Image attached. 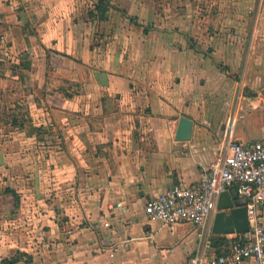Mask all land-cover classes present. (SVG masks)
I'll list each match as a JSON object with an SVG mask.
<instances>
[{
	"label": "crops",
	"instance_id": "1",
	"mask_svg": "<svg viewBox=\"0 0 264 264\" xmlns=\"http://www.w3.org/2000/svg\"><path fill=\"white\" fill-rule=\"evenodd\" d=\"M97 1L0 0V99L28 111L5 124L30 133L0 149V264H187L194 227L145 205L200 183L229 117L264 139V0Z\"/></svg>",
	"mask_w": 264,
	"mask_h": 264
},
{
	"label": "built area",
	"instance_id": "2",
	"mask_svg": "<svg viewBox=\"0 0 264 264\" xmlns=\"http://www.w3.org/2000/svg\"><path fill=\"white\" fill-rule=\"evenodd\" d=\"M234 125L235 120L229 117L223 128V147L198 185H174L144 207L151 220L194 227L197 246L187 264H243L249 260L264 264V225L259 215L264 203V139L244 145L234 139ZM232 188L245 202L249 230L235 234L225 252L216 254L211 244V219L219 195Z\"/></svg>",
	"mask_w": 264,
	"mask_h": 264
},
{
	"label": "water",
	"instance_id": "3",
	"mask_svg": "<svg viewBox=\"0 0 264 264\" xmlns=\"http://www.w3.org/2000/svg\"><path fill=\"white\" fill-rule=\"evenodd\" d=\"M191 124V120L180 117L175 130V140H188L191 134ZM248 230L245 202L237 200L236 191L221 193L217 199L216 211L211 219V234L213 236L244 234Z\"/></svg>",
	"mask_w": 264,
	"mask_h": 264
},
{
	"label": "rangeland",
	"instance_id": "4",
	"mask_svg": "<svg viewBox=\"0 0 264 264\" xmlns=\"http://www.w3.org/2000/svg\"><path fill=\"white\" fill-rule=\"evenodd\" d=\"M170 4H172V3H170ZM149 21H150V18H149ZM9 65L6 63H0V80H2V82L5 83L6 85H9V81H13V75H14V70H12L11 66H9ZM2 82L0 81V85L2 84ZM1 96H2V98L0 99V107H1L0 108V149H3L5 151H8V150L12 151V149L20 150L21 148H26L25 145L27 143H29L27 138L30 136V133L28 131L24 132L23 129L22 130H14L13 128H18L17 125H15L12 128V127L8 126L7 124H5L6 120L9 122L12 120V117L10 116V112H11L10 110L11 109L7 110L6 108L11 107L12 102H15V101L20 102L22 100L21 99V93L19 92L18 94L14 95V96H11L8 94L1 95ZM20 105H22V104H20ZM23 107H24V105H22L21 108L15 112V113H19V115H18L19 118L17 119V122L24 120L25 115L28 116V111L26 112L23 109ZM24 123H25V121H24ZM13 135H16V138H17L16 143L8 141L7 137H9V136L11 137ZM39 138L40 137L37 136V141ZM29 145H30V143H29ZM31 145H32V147H31L32 150H34V149L38 150L41 146L44 145V143L42 141H40V142L31 143Z\"/></svg>",
	"mask_w": 264,
	"mask_h": 264
},
{
	"label": "trees",
	"instance_id": "5",
	"mask_svg": "<svg viewBox=\"0 0 264 264\" xmlns=\"http://www.w3.org/2000/svg\"><path fill=\"white\" fill-rule=\"evenodd\" d=\"M108 5L107 0H98L95 10V17H97L98 20H103L105 18V11ZM19 108H15V110H11L10 116L12 117L11 124L15 126L17 122V117L19 113H15ZM235 241V237L233 239H227L225 236H212L211 237V244L213 248L216 250V254H222L225 252V247L230 244L231 242ZM224 250V251H223Z\"/></svg>",
	"mask_w": 264,
	"mask_h": 264
}]
</instances>
